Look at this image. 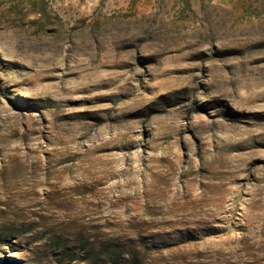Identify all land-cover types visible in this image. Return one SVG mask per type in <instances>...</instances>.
Returning <instances> with one entry per match:
<instances>
[{
    "label": "rangeland",
    "instance_id": "1",
    "mask_svg": "<svg viewBox=\"0 0 264 264\" xmlns=\"http://www.w3.org/2000/svg\"><path fill=\"white\" fill-rule=\"evenodd\" d=\"M0 264H264V0H0Z\"/></svg>",
    "mask_w": 264,
    "mask_h": 264
}]
</instances>
